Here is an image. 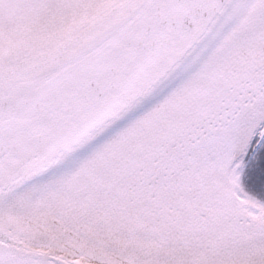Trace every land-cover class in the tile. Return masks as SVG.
Returning <instances> with one entry per match:
<instances>
[{"label":"snow or ice","instance_id":"1","mask_svg":"<svg viewBox=\"0 0 264 264\" xmlns=\"http://www.w3.org/2000/svg\"><path fill=\"white\" fill-rule=\"evenodd\" d=\"M0 264H264V0H0Z\"/></svg>","mask_w":264,"mask_h":264}]
</instances>
